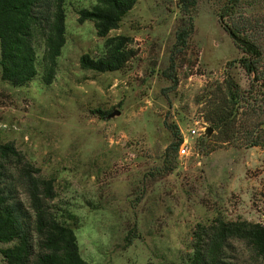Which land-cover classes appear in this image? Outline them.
<instances>
[{
    "label": "rangeland",
    "instance_id": "1",
    "mask_svg": "<svg viewBox=\"0 0 264 264\" xmlns=\"http://www.w3.org/2000/svg\"><path fill=\"white\" fill-rule=\"evenodd\" d=\"M181 1L139 0L110 32L133 39L136 54L121 70L80 66L83 53L104 51L93 22L78 20L96 0L66 3L67 42L50 84L42 44L39 73L28 85H10L0 70V142L14 141L55 179L54 203L74 214L69 223L94 264H187L198 224L220 217L264 225V115L259 128L239 115L227 142L217 130L205 134L223 95L216 84L226 75L243 87L249 82L242 52L219 22L226 0L185 8ZM242 1L241 13L254 16L264 43V0ZM203 125L202 135H189L190 156L178 149L166 156L188 129ZM253 135L260 144H248ZM230 255L231 264H264L244 241H232ZM0 264H7L1 253Z\"/></svg>",
    "mask_w": 264,
    "mask_h": 264
},
{
    "label": "trees",
    "instance_id": "2",
    "mask_svg": "<svg viewBox=\"0 0 264 264\" xmlns=\"http://www.w3.org/2000/svg\"><path fill=\"white\" fill-rule=\"evenodd\" d=\"M68 1L0 0V70L4 81L14 87L32 82L39 73L41 44L45 47L43 79L47 84L53 81L67 42ZM138 1L96 0L93 6L78 11L79 22L92 21L97 35L104 38L101 55L80 56L82 69L103 73L126 67L136 54L132 37L109 34L120 28ZM188 4L196 1H181L182 8ZM242 4V0H226L218 12L220 24L242 52L238 63L249 75L246 87L230 75L216 84L223 95L214 103L208 119L224 142L236 136L239 115L249 114L248 123L254 128L260 127L258 120L264 115V43L259 39L254 16L241 13ZM189 32L186 27L177 36L181 39ZM95 112L108 114L100 108ZM179 144L170 145L166 156ZM248 144L255 146L260 140L253 135ZM57 196L53 177L43 175L14 141L0 142V242L10 244L1 247L0 253L7 264H94L83 257L76 231L69 223L74 214L57 207ZM234 240L247 243L264 262L263 224L216 217L208 224H198L193 231L187 264H231Z\"/></svg>",
    "mask_w": 264,
    "mask_h": 264
},
{
    "label": "built area",
    "instance_id": "3",
    "mask_svg": "<svg viewBox=\"0 0 264 264\" xmlns=\"http://www.w3.org/2000/svg\"><path fill=\"white\" fill-rule=\"evenodd\" d=\"M205 129L206 125L200 127H193L188 129V136L186 134H183L184 138H182L178 147V154L180 157H188L193 152L195 144L190 140L189 135H202V132H204Z\"/></svg>",
    "mask_w": 264,
    "mask_h": 264
},
{
    "label": "water",
    "instance_id": "4",
    "mask_svg": "<svg viewBox=\"0 0 264 264\" xmlns=\"http://www.w3.org/2000/svg\"><path fill=\"white\" fill-rule=\"evenodd\" d=\"M120 113L121 112L119 110H117V111H114L111 114H109L107 117L110 118V117H113V116L120 114ZM212 132H213V129L211 127H207L205 134L209 137L212 134Z\"/></svg>",
    "mask_w": 264,
    "mask_h": 264
}]
</instances>
